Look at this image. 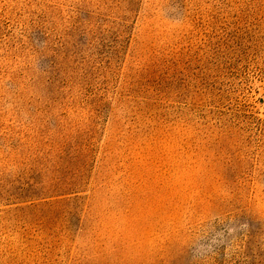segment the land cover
Listing matches in <instances>:
<instances>
[{
    "label": "rangeland",
    "instance_id": "obj_1",
    "mask_svg": "<svg viewBox=\"0 0 264 264\" xmlns=\"http://www.w3.org/2000/svg\"><path fill=\"white\" fill-rule=\"evenodd\" d=\"M0 264H264V0H0Z\"/></svg>",
    "mask_w": 264,
    "mask_h": 264
}]
</instances>
